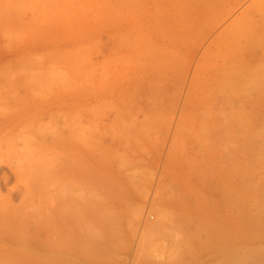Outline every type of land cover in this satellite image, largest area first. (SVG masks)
Here are the masks:
<instances>
[{"label":"rangeland","instance_id":"374dc122","mask_svg":"<svg viewBox=\"0 0 264 264\" xmlns=\"http://www.w3.org/2000/svg\"><path fill=\"white\" fill-rule=\"evenodd\" d=\"M238 1L0 0V118L40 104L65 112L44 119L72 126L49 167L61 173L64 148L85 137L88 218L199 221L211 210L220 222L230 204L260 209L264 0L227 10ZM69 174L76 183L72 164Z\"/></svg>","mask_w":264,"mask_h":264},{"label":"bare ground","instance_id":"6f19581e","mask_svg":"<svg viewBox=\"0 0 264 264\" xmlns=\"http://www.w3.org/2000/svg\"><path fill=\"white\" fill-rule=\"evenodd\" d=\"M240 1L227 10L233 11ZM86 104L89 111L93 103ZM45 106L40 104L36 113L23 110L0 118L5 141V150H0V256H15L17 264H264L262 205L230 204L227 213L220 208L227 214L220 222L207 218L217 215L211 210L209 221H203L204 216L199 221L166 220L163 213L162 219L130 223L88 218L85 137L77 148H64L61 173L49 167L56 147L71 138L72 126L45 128L47 116L65 117V112H49ZM25 121L30 131L18 134ZM71 164L76 183L70 180Z\"/></svg>","mask_w":264,"mask_h":264}]
</instances>
